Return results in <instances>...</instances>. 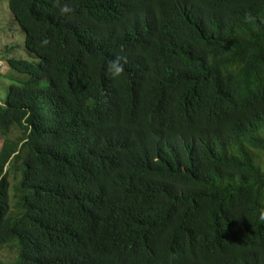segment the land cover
Listing matches in <instances>:
<instances>
[{"label":"trees","instance_id":"obj_1","mask_svg":"<svg viewBox=\"0 0 264 264\" xmlns=\"http://www.w3.org/2000/svg\"><path fill=\"white\" fill-rule=\"evenodd\" d=\"M3 1L8 264H264V0Z\"/></svg>","mask_w":264,"mask_h":264},{"label":"rangeland","instance_id":"obj_2","mask_svg":"<svg viewBox=\"0 0 264 264\" xmlns=\"http://www.w3.org/2000/svg\"><path fill=\"white\" fill-rule=\"evenodd\" d=\"M23 33L14 24L7 9L6 3L0 0V100L2 99L7 85L10 84L6 77V69L3 60L7 55H18L22 53ZM16 47V49H12ZM5 87V89H4ZM1 144V140H0ZM13 255L10 251H0V264H8Z\"/></svg>","mask_w":264,"mask_h":264}]
</instances>
